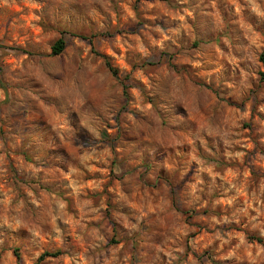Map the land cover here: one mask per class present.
<instances>
[{"label": "clouds", "instance_id": "clouds-1", "mask_svg": "<svg viewBox=\"0 0 264 264\" xmlns=\"http://www.w3.org/2000/svg\"><path fill=\"white\" fill-rule=\"evenodd\" d=\"M0 264H264V0H0Z\"/></svg>", "mask_w": 264, "mask_h": 264}]
</instances>
